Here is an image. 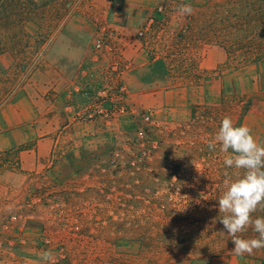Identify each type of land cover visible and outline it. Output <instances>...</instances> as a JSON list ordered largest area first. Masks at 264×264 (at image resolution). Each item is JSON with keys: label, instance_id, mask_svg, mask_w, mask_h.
<instances>
[{"label": "rangeland", "instance_id": "rangeland-1", "mask_svg": "<svg viewBox=\"0 0 264 264\" xmlns=\"http://www.w3.org/2000/svg\"><path fill=\"white\" fill-rule=\"evenodd\" d=\"M49 2L16 37L0 41V106L36 97L43 87L49 92L56 80L71 81L93 117L76 114L73 139L55 148L45 171L0 180V264H40L45 250L55 264H188L191 258L190 264H261L253 255L227 253L219 239L200 250L205 239L230 237L219 220L218 198L225 180L236 178L235 168L224 164L231 150L222 152L218 143L214 151L208 148L221 120L229 116L234 125L249 126L264 144V56L249 60L242 48L264 40L257 36L264 22L251 20L264 1L159 0L165 18L155 20L157 45L149 40V56L158 59L135 76L143 85L138 88L126 84L132 68L126 60L119 75L108 73V55L107 64L94 69L84 59L73 64L90 49L104 56L93 43L104 26L106 1ZM181 4L194 9L182 19L194 43L164 34L167 13ZM201 42L228 49L226 74L196 71L193 44ZM172 75L189 77L192 86L175 91L172 85L182 80L172 81ZM103 86L124 87V111L107 119L97 114L105 108H95L91 95ZM91 121L97 123L83 125ZM7 169H17V162L1 156L0 172ZM184 239L189 241L175 246ZM210 255L209 263L202 262Z\"/></svg>", "mask_w": 264, "mask_h": 264}, {"label": "crops", "instance_id": "crops-1", "mask_svg": "<svg viewBox=\"0 0 264 264\" xmlns=\"http://www.w3.org/2000/svg\"><path fill=\"white\" fill-rule=\"evenodd\" d=\"M98 1L108 3L106 8L104 6L100 20L112 33V40L123 49V60L130 62V65L132 64L131 71L125 76L126 84L128 87L135 88L143 86L135 79V76L158 59V56H149V54L152 55L149 51L151 48L149 40H151L152 45L153 43L155 46L157 45L152 39V34H158L159 28L155 25L157 21L150 27L151 31L149 30L145 37H136V32L146 25L148 16L152 14L153 6H156L159 0ZM177 9L167 13V26L164 34L170 33L168 39H176V36L180 34V37L186 41L196 42L190 33L191 28L189 29L183 23V17L178 15ZM193 47H195L193 51L198 52L197 61L199 65L196 71L214 77L217 75L216 70H221L222 74L228 72L229 58L221 46L201 42L198 45L193 44ZM88 52L85 55H79L73 64L78 65L82 59L91 64V69L107 64L106 55H98L92 49ZM164 64L168 68L172 67L168 61ZM184 76L182 78L170 76L172 81L182 80V82L172 85L175 91L192 86L193 82L189 81L190 78H183ZM217 78L219 84L220 77ZM157 83L159 82L156 81ZM67 85L62 80H56L49 92L43 87L39 89L36 97L21 96L8 100L0 106V157L3 156L8 160L17 162V169H7L0 172L1 181H7L11 175H19V173L29 175L42 173L50 166V159L54 157L55 148L57 146L60 148V143L66 137L70 140L73 139L74 134L70 128L76 125L75 116L80 110H84V104H82V97L76 92L73 83L70 81ZM200 85L202 84H197L194 87L198 88ZM213 86H215V82ZM96 123L97 121H91L85 122L83 125L92 126Z\"/></svg>", "mask_w": 264, "mask_h": 264}, {"label": "clouds", "instance_id": "clouds-1", "mask_svg": "<svg viewBox=\"0 0 264 264\" xmlns=\"http://www.w3.org/2000/svg\"><path fill=\"white\" fill-rule=\"evenodd\" d=\"M178 15L194 14L191 4H181ZM208 148L214 151L217 143L227 155L224 164L237 170L236 178L225 180L226 190L218 198L219 219L224 230L232 237L234 252L237 256L252 255L255 250L264 249V217L253 219L258 209L264 210V144L257 142L252 129L247 125H234L231 117L225 116ZM251 226L258 235L254 238L238 236ZM40 264H55L54 254L45 250L40 255Z\"/></svg>", "mask_w": 264, "mask_h": 264}, {"label": "trees", "instance_id": "trees-1", "mask_svg": "<svg viewBox=\"0 0 264 264\" xmlns=\"http://www.w3.org/2000/svg\"><path fill=\"white\" fill-rule=\"evenodd\" d=\"M49 1L50 0H0V41L4 39H12L16 37V35L18 34L17 30L20 27V25H23L24 23H27V22H33L36 19V17L41 14V10L45 7V5L47 6ZM262 1L264 0H260V1L255 0V2H261V4L263 5ZM251 13H253L252 19H251L253 23L258 21L259 19H262V21L264 22V5L262 8H256ZM257 29L256 27L252 29V32H254L255 35H256ZM258 33L259 34H257V36L264 37V23L262 27L258 29ZM244 45L245 46L242 48L245 51L243 52L245 58H248L249 60H252V61L263 60L264 40L257 41V43H252V42L244 43ZM220 46H222V48L226 51V54L228 55V58H229L230 53L228 49H226L223 45H220ZM237 171H240V170L235 169V173H237ZM252 216H253V219L257 217H264V210L258 209L255 213L252 214ZM257 235L258 234L253 231L251 226H249L246 229V231H244L243 233L238 234V236L242 238H254ZM217 239H219V241L223 243L224 248L226 249L227 253L229 251L230 252L233 251L234 243L231 240L232 237L231 236L226 237L223 234L218 235L216 239H213L212 241H208L207 239H205L204 243L202 244L205 249H201L200 251H206L207 250L206 248L212 246L215 240ZM188 241L189 240L187 239L175 241V244H176L175 246L184 245ZM221 251L225 252L224 250H221ZM252 255L256 259L260 260L261 264H264V249L255 250ZM212 256L214 255H210L208 259L204 257V259H202V262L209 263L211 261L210 259ZM193 260H196V259L195 258L189 259L188 264H190Z\"/></svg>", "mask_w": 264, "mask_h": 264}, {"label": "built area", "instance_id": "built-area-1", "mask_svg": "<svg viewBox=\"0 0 264 264\" xmlns=\"http://www.w3.org/2000/svg\"><path fill=\"white\" fill-rule=\"evenodd\" d=\"M165 10L166 8L162 4L156 6L154 14L148 17L146 25L141 30L136 32V37H141L146 32H148L150 30V27L153 25L154 21L163 17ZM111 34L112 33L107 29V27H105V25L102 26L100 35L95 38L93 45L98 52L111 57L112 62L109 65L108 73H116L119 75L122 74L123 69L127 68V65L125 64L126 62L122 58L121 46H119L112 40ZM87 94V91L84 92V95L87 96ZM93 94L96 98V101L93 103V106L97 109L105 108V111L101 109V111H98L97 113L101 114L99 115L101 116V119H107L115 115L116 113H122L124 111V87L103 86L95 89V93L93 92L91 93V95ZM107 109H109V112ZM83 115H85L86 118L93 117L87 107L84 108Z\"/></svg>", "mask_w": 264, "mask_h": 264}]
</instances>
